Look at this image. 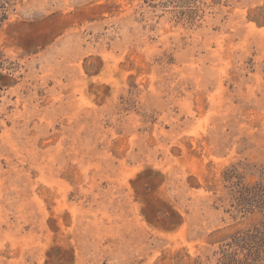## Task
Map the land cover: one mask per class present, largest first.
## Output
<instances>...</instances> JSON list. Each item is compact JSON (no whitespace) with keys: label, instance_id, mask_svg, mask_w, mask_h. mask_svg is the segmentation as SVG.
<instances>
[{"label":"rangeland","instance_id":"obj_1","mask_svg":"<svg viewBox=\"0 0 264 264\" xmlns=\"http://www.w3.org/2000/svg\"><path fill=\"white\" fill-rule=\"evenodd\" d=\"M263 221L264 0H0V264H264Z\"/></svg>","mask_w":264,"mask_h":264},{"label":"trees","instance_id":"obj_2","mask_svg":"<svg viewBox=\"0 0 264 264\" xmlns=\"http://www.w3.org/2000/svg\"><path fill=\"white\" fill-rule=\"evenodd\" d=\"M261 226V229L255 230V232L247 237V240L249 241V245L247 248L250 251L252 250L256 253L259 251V249H262L264 251V221L262 222Z\"/></svg>","mask_w":264,"mask_h":264}]
</instances>
